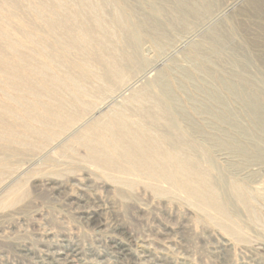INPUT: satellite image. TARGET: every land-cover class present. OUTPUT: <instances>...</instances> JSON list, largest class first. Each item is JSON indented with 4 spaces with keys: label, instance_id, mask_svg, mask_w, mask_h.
<instances>
[{
    "label": "rangeland",
    "instance_id": "rangeland-1",
    "mask_svg": "<svg viewBox=\"0 0 264 264\" xmlns=\"http://www.w3.org/2000/svg\"><path fill=\"white\" fill-rule=\"evenodd\" d=\"M218 31L232 48L200 54ZM263 43L264 0H0V264H264V130L227 90L256 94L264 110ZM134 96L165 106L208 174L203 192L86 159L80 135L121 128L115 113L153 135L166 127L132 112ZM213 190L222 217L196 201Z\"/></svg>",
    "mask_w": 264,
    "mask_h": 264
},
{
    "label": "bare ground",
    "instance_id": "bare-ground-1",
    "mask_svg": "<svg viewBox=\"0 0 264 264\" xmlns=\"http://www.w3.org/2000/svg\"><path fill=\"white\" fill-rule=\"evenodd\" d=\"M193 6L196 7V4H194ZM188 7L189 6H186V5L185 6L180 5V7L177 11L182 13V15H187V12L197 14V10L195 9V7L191 6V7H189V9H188ZM220 15H221V13H220ZM207 24H208V22H207ZM204 26H201V27H204ZM207 26H209V25H207ZM212 39L214 40V42H213L214 45H212V47L210 48V50L208 52L206 50H204L203 47H199L200 54H207V55H210L212 57V56H214L213 54H218V52H220V51H218V47L222 48V47H224V45H228V47L232 48L230 35L226 36L222 32L218 31V32L213 33ZM246 53H247V51H246ZM219 54L221 55V53H219ZM235 54H233V55H235ZM225 55L223 54V56H225ZM249 57H251V55ZM130 60H131V57H128L126 59V61H124V63L125 62L130 63ZM212 60H211V62H213ZM244 60L241 59V61L240 62L238 61L239 63L236 64L237 68H239L240 70H243V71L248 68L247 62L243 63V62H245ZM124 63H122V65ZM215 63H217V62H215ZM260 64H262V63H260ZM115 70H116V67H114V71ZM117 71H119V70H117ZM114 74L112 76H114ZM203 75L206 76V78L210 82H212L216 78V74L213 72H211V73L205 72V74H203ZM236 75H239V74H236ZM243 76H240L238 78V79H240V82H242V83L248 82V81H246L247 78L245 79V78H243ZM231 78H233V77H231ZM142 79H143V77H142ZM212 85H214L213 82H212ZM129 86L130 85L125 86L124 87V88H126L125 90H130L133 85H131L130 87ZM236 86H237L236 84L227 86L228 92H232V94H234V96L236 94L239 96L240 99L241 98L243 99V101H244L243 103L246 106L245 108H248L251 116L255 117L259 121L261 127L264 130V113H263L264 110H263V106H262V102H261L260 97L258 98L257 96H255L256 94L255 95H250V94L248 95V93L244 94L241 92L238 94L239 91L237 92L238 89L236 88ZM218 91H220V90H218ZM223 96H224V93H223ZM223 96H221L216 91H212L210 94V98L215 103H218L221 106V109H222V112L220 115L221 119L222 120H228V119H230V113L227 110L226 106L224 105ZM225 97H227V96H225ZM129 102H130L129 104H132L135 107L132 110V112L138 108H141V111L144 112L143 117H142L143 119H146L147 121H149L150 124H155L156 127H159V122H164L163 126L165 124L166 127L161 128L160 130H162V132H160L158 135H153L151 133H148V132H145V131H142L139 129H135V128L129 126L128 124L123 123L121 120L119 121L120 113H115L112 116L114 119V123H115V125L118 124L121 128H117L116 126L112 127L111 125H104V126H100V130L103 131L101 133L97 134L98 131L93 130L90 133H84V134L80 135L81 144L87 150L86 159L89 162L97 165L100 169L103 168L105 171L119 173V174H123V175L133 174V175H137L139 177H142L143 179H146L149 183H152L153 186L155 185V183H157V184L158 183L169 184V186L173 187L172 189H176V190L181 191L182 193H185V194L189 193V196H192L193 193H195V192H198V193L201 191L203 192L208 186V180H209L208 174H207V172L203 171L202 168L198 167L196 160L190 156L191 151L193 150L192 144L189 145V142L187 143V141L176 136V134L174 133L173 129L175 128V123L168 119L167 110L164 109L165 106L158 103L157 100H145V99L139 98L137 96L132 97ZM146 104H149L148 108H144V106ZM211 111H212L211 115H213V113H215V112L213 110H211ZM207 113L210 114L209 111H207ZM209 114H207V115H209ZM215 115H216V113H215ZM220 122H222V121H220ZM253 124H254V122H253ZM167 125L169 126V128H168V130L170 132L169 134H167ZM196 129L198 130V133L201 134V136L204 135L202 129H199V128H196ZM238 131H240V130L238 129ZM91 133H95V134H91ZM244 138H246V137H244ZM99 139H101L103 141H99ZM262 140L263 139H261V141ZM254 141H251V142L256 143ZM167 142H169L168 145H167ZM263 143L264 142H262V144ZM242 145H243V143H242ZM234 146L237 147L236 149H234V151L239 153V155H241L242 157H244L248 160L249 159L254 160L255 158H258L257 156L255 157V155H253L254 152H252V150H251V152L253 154H249L245 147L240 146V145L239 146L234 145ZM261 147L262 146H260V148ZM258 155L260 156L259 153H258ZM232 192L239 199V201H244L243 195H242L243 192L239 188L234 186L232 188ZM195 197H196V201L199 202L200 205L208 207L209 209L211 208L215 213L214 215H218V216L221 215L220 217L226 215L225 208L223 207L222 203L218 202V197H217L215 190L209 191L210 200L208 203H205L203 201L201 194H199L198 196H195ZM215 218L216 217H214V219ZM225 221H226V219H225Z\"/></svg>",
    "mask_w": 264,
    "mask_h": 264
}]
</instances>
